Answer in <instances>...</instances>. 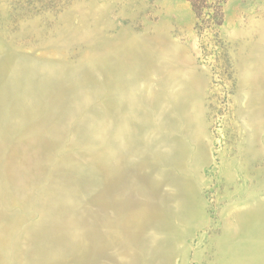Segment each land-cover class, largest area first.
Instances as JSON below:
<instances>
[{"label": "rangeland", "instance_id": "obj_1", "mask_svg": "<svg viewBox=\"0 0 264 264\" xmlns=\"http://www.w3.org/2000/svg\"><path fill=\"white\" fill-rule=\"evenodd\" d=\"M221 14L0 0V264H264V0Z\"/></svg>", "mask_w": 264, "mask_h": 264}, {"label": "trees", "instance_id": "obj_2", "mask_svg": "<svg viewBox=\"0 0 264 264\" xmlns=\"http://www.w3.org/2000/svg\"><path fill=\"white\" fill-rule=\"evenodd\" d=\"M196 15L201 18L204 14L209 15L215 24L221 23V5L225 0H188ZM212 11V12H211Z\"/></svg>", "mask_w": 264, "mask_h": 264}]
</instances>
